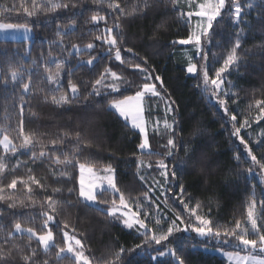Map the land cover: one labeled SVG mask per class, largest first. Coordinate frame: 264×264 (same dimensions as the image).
<instances>
[{
	"label": "trees",
	"instance_id": "obj_1",
	"mask_svg": "<svg viewBox=\"0 0 264 264\" xmlns=\"http://www.w3.org/2000/svg\"><path fill=\"white\" fill-rule=\"evenodd\" d=\"M242 1L243 13L237 23L241 34L233 23L234 17L224 11L214 22L210 43L206 42L207 61L199 55L197 72L190 74L178 41L187 38L191 25L172 0H148L147 8H143V0H100L99 3L59 0L69 7L51 11L47 10L45 0H38L42 6L32 16L21 7L31 9V0H0V22L26 25L34 32L30 40L0 39V139L7 134L17 147L13 154L0 146V158L6 165L0 173V186H6L13 178L27 180L29 176L43 185V188L30 185L31 199L22 184L16 189L5 187L4 195H12L13 200L0 201V249L5 253L0 264H24L22 257L31 255V249L36 250V264H44L46 260L49 264H74L70 254H64L62 259L56 257L58 247H64L61 229L82 241L92 264L108 260L114 264H178L171 255H157L165 248L177 250L185 264H227L223 257L200 247L209 242L182 229L173 232L160 245L154 241L145 243L143 231L136 227L129 229L120 219L107 215L114 199L118 205V194L103 191L98 193L96 203L84 201L79 197L78 166L68 167L70 177H62L60 171L64 165L53 163L49 157L63 159L64 155H73L74 164L78 161L97 170L110 165L117 187L131 200L133 210L137 201L144 210H150V218L145 219L149 228H157L158 214L162 228L164 223L171 224L176 215L186 217L197 205L200 206L197 212L215 224L234 225L243 214L246 201L258 195L261 181L256 172L264 174L259 165L253 168L251 160L243 156L244 145L233 135L235 128L247 119L250 126L241 131L250 142L253 154L264 163V119L256 120L259 109L255 106L256 100L264 101V0H250L253 6L248 9L246 0ZM109 2L119 3L125 13L136 11L121 15L120 9L108 7ZM94 14L103 15L105 20L92 22ZM117 23L119 28H115ZM105 27L114 29L124 63L115 60V49L109 51L108 45L96 39L105 35ZM237 38L241 45L237 50L238 66L225 72L227 87L231 88L225 114V110L218 109L207 97L203 71L213 75ZM89 43L94 48L85 50ZM73 45L81 51L72 52ZM90 58H94L91 66L86 63ZM57 62L61 63L60 77L57 82L49 83L47 77L57 72ZM135 64H140L146 73L130 67ZM105 68L122 75L133 86L125 83L119 92L102 89L99 96L91 94L93 82ZM13 71L17 73L15 81L11 77ZM145 74H151L153 79L148 82L154 81L159 93L169 101L172 113H168L167 119L173 121L170 133L160 130L157 134L154 129L148 133V151L138 147L139 131L108 107L112 99L133 95L144 83ZM157 75L162 84L155 81ZM69 81L78 87L75 98L69 90ZM24 83L30 84L28 91L24 90ZM64 94L69 97L68 103L51 102L52 95ZM159 108L156 112L161 116ZM232 115L236 116L235 122ZM21 121L25 134L31 135L34 141L27 149L20 147ZM169 138L175 144L171 156L167 155L169 148L166 147ZM53 140L62 142L52 145ZM41 151L47 156L33 162V153L39 157ZM159 160L167 165L169 175L163 196L150 191L148 180L152 172L145 165L150 162L155 167ZM174 193L178 194L175 199ZM46 196L60 201L55 213L44 203ZM181 198L188 204L187 209ZM21 200L31 206H20ZM13 201H17V206L9 208ZM43 211H49L55 221L50 224L54 243L47 253L35 238L30 241L27 234L14 232V224L19 222L42 234L46 231L42 229ZM141 218H144L142 214ZM9 232L13 233L12 237L7 236ZM137 245L141 247L136 248ZM121 248L125 250L122 258L115 260V253ZM8 249L13 251L7 254Z\"/></svg>",
	"mask_w": 264,
	"mask_h": 264
},
{
	"label": "snow or ice",
	"instance_id": "obj_2",
	"mask_svg": "<svg viewBox=\"0 0 264 264\" xmlns=\"http://www.w3.org/2000/svg\"><path fill=\"white\" fill-rule=\"evenodd\" d=\"M47 4V10H55L58 8H68V4H62L59 0H45ZM95 2L99 3L100 0H95ZM178 0H172V3L177 4ZM189 8L191 10L182 13V16H186L190 21L192 17H197L198 20L194 26L191 27L189 34L186 39H181L178 41L181 45H193L195 48V52L197 55H202V58L207 61L208 52L206 51V42L210 43L212 39V31L214 30V22L217 21L218 17L222 16V10L225 9L226 0H187ZM32 7L29 9L24 5L23 11L29 15H35L37 9H39L42 5L38 3V0H31ZM253 5L249 4V8ZM108 7L112 9H120L121 15H132L136 9L133 10L132 13H125L122 8H120L119 3L109 2ZM148 7V0H143V8ZM143 8L139 10H143ZM7 11V9H6ZM242 8L236 3V0H232V8L229 10L228 14L234 17V23H238L241 18ZM92 22H98L105 20L103 15L94 14L91 16ZM120 25L117 23L115 28H119ZM7 31H24L27 33L29 31L28 28L15 25L11 23H0V32ZM113 28L105 27L103 36H97V40H102L104 44L108 45L109 51L115 49V60L124 63L121 58L120 49L117 47L118 40L116 36L113 35ZM240 40L237 38L235 46L232 47L231 51L228 53L226 58L223 61V65L216 69L215 78L210 80L209 74L207 70L203 71V82L205 85V90H207V86L210 80L211 85L213 86V95L217 97L218 103L221 107L225 109V114L228 113V109L226 107V101L224 99L219 98V94L223 92L225 96L229 95V93L224 92L223 83L224 76L223 74L228 71L230 68L238 66L239 57L237 55V50L240 48ZM94 48V44L89 43L86 46L85 50H91ZM81 50L77 48L76 45H73L72 52L79 53ZM131 52V49H128ZM72 52L69 54L71 55ZM94 58H90L86 63L91 66L93 64ZM61 63L57 62V72L54 74H49L47 77L49 83H54L58 81L60 77V69ZM130 67H134L139 69L142 73H146V70L141 67L140 64L130 65ZM203 69L204 66L202 65ZM188 73L197 72V65L191 62V58H189V64L187 67ZM12 80L15 81L17 79V73L13 71L11 73ZM111 80V82L106 83V80ZM153 77L151 74H145L143 76L144 83L138 87V90L134 93V95L124 96L122 99H113L109 103V107L114 109L116 113L125 121L131 123L133 129H138L141 142L138 147L143 151L149 148L147 132H146V123L143 118L144 112V101L145 98L149 95L151 96H160V93L157 91V88L154 83H149ZM155 81H161L160 76H155ZM127 83L129 87L133 86L130 82L126 81L122 75H118L115 71H112L110 68H105L104 72L100 74V78L96 79L92 84V93L97 96L101 95V87L104 89H110L111 92H119L120 85ZM162 84V81H161ZM23 88L25 91H28L30 88L29 83H24ZM69 90L72 93V97L75 98L78 93V87L76 84L69 81ZM107 94V93H106ZM163 99V97H161ZM51 102L53 104H66L69 102V97L67 95H60L57 97L56 95L51 96ZM255 106L259 109V115L256 116V120L259 121L264 119V101L256 100ZM166 111L171 112L172 109L169 104L166 103ZM231 119L233 122L236 121V116L232 115ZM249 125V121L245 119V121L240 125V127L235 128L233 135L239 138L241 128H244ZM164 129L165 131H171L172 125L164 121ZM154 131L159 133V122H157V126L154 128ZM19 137L22 139V143L20 145L21 148L27 149L29 146L33 145L34 141L31 135L25 134L23 129V121H21V125L19 128ZM62 141L53 140L51 141L52 145H56L61 143ZM240 143L244 145L245 152L247 156L251 158L253 164H258L260 166V170L264 171V163L257 159L255 155H253L252 149L249 145L244 141V139H240ZM0 146L3 147L4 151L7 153L11 151L13 154L17 152V147L13 144V141L9 138L7 134L0 139ZM169 151L167 152L168 156H171L173 153L171 148L175 147L174 140L169 138L167 141V146ZM47 156V153L41 151L39 153V157L35 153H33L31 159L35 162L37 159H43ZM52 159L55 164L64 165V169L60 171V176L62 177H70V173L67 171V168L70 166H78L80 171L79 177V197L82 198L86 202L96 203L97 195L103 191H111L115 196L118 194V205L117 201L114 199L112 201V207L108 209L107 215L110 217H116L120 219L121 222L129 229L138 225V229H143L144 231L141 233L145 236V243L155 242V244L160 245L163 241L169 240V237L173 234V232L181 231V229L176 224V221H180V223H184L183 218L180 215H176L175 219L171 222L166 232L163 231L159 226L161 225V216L158 214L155 218V224L157 225L156 229L149 228L148 224L145 222L146 218H150V210H144L142 208L141 202H135V210H133V204L129 198L125 196L123 192L117 187L114 178V169L108 165L101 170L95 169L93 165L75 162V157L73 155H64V158L61 159L60 156H52L49 157ZM239 159V157H237ZM141 165H138L140 167ZM151 167V165H148ZM19 167V164H17ZM158 167L163 169L162 175L165 177V181L168 179V170L167 165L161 160L158 162ZM6 165L3 162V158H0V173L5 171ZM85 173H87L88 179H85ZM249 173L251 174V169H249ZM175 171L172 172L173 178H175ZM143 179V177H141ZM18 184H22L26 189L29 199H31V195L33 189L30 185H37L43 188V185L37 180L34 176H29L27 180L23 178H13L10 183L6 186H0V201L5 200H13L12 195H8L7 197L4 195L5 187L7 189H16ZM151 190V189H150ZM55 192L60 191V189H54ZM71 192L72 189H69ZM181 192H183V188L181 187ZM255 194L253 193V196ZM148 197V193H145V198ZM19 205L22 207H29L31 205H25L24 201H18ZM33 203H35L33 201ZM44 203L47 208L51 210V213H55L57 211V205L60 201L54 199L52 196H46ZM181 203L184 204V207L187 209L189 206L186 204L181 198ZM17 206V201H13L9 203L8 207L13 208ZM200 206L197 205L194 208H191V214L195 216V220L197 223L195 225L189 224L188 227H191V230L198 234L199 237H211L214 238L218 243H222L225 245H231L233 248L241 249L245 251L247 254L240 255L239 252H227L225 253L228 256L230 261H235L236 264H264V257L253 254L255 252L264 253V220L261 218L264 217V203L260 206V211H257V206L255 200L247 206V217L246 223L241 220H237L234 227L222 226L215 224L210 218H206L202 215H199L197 209ZM125 210V211H122ZM102 211V209H98ZM119 213V216H117ZM141 214L144 218H141ZM41 215L44 217L42 229H46V231H42L38 233L33 228L29 227L27 229L22 228L21 223L16 222L14 224V231L18 234L26 233L28 235L29 240L35 238L39 245L43 248L44 252L47 253L49 248L53 246L54 236L53 231L50 228V224L55 223L54 216L49 213V211H43ZM259 221V223H258ZM64 228H68V225L65 223ZM186 227L184 231H187ZM63 231L64 237V247H58L56 252L57 259H62L64 254H70V258H74V264H92V259L84 252V246L82 241L76 237V235H69L68 231ZM157 231L160 232L159 235L155 234ZM149 233H152L149 235ZM8 237H12L13 233H7ZM255 237V238H250ZM235 241V243L233 242ZM7 242L6 240L4 241ZM30 247V245H29ZM141 245H137L136 248H140ZM13 249H8V253L10 254ZM124 249L121 248L118 252L115 253V260H120L122 258V254L124 253ZM132 252H135L136 249H132ZM171 255L178 264H185L184 260L177 254V250L166 249L165 251L159 252L160 256ZM5 256V253L2 249H0V260H2ZM36 256V250L31 249V255H25L22 257L24 264H36L34 257ZM155 259V257H153ZM44 264H49L46 260ZM103 264H114L113 260L104 261Z\"/></svg>",
	"mask_w": 264,
	"mask_h": 264
},
{
	"label": "rangeland",
	"instance_id": "obj_3",
	"mask_svg": "<svg viewBox=\"0 0 264 264\" xmlns=\"http://www.w3.org/2000/svg\"><path fill=\"white\" fill-rule=\"evenodd\" d=\"M236 3H238L240 6H241V8H242V12H241V14L243 13V7H242V3H243V1L242 0H236ZM249 4H250V0H246V4H245V6H246V9H248L249 8ZM177 5L182 9V11H183V13L184 12H187V11H189V10H191L190 8H189V5H188V3H187V0H178V2H177ZM232 8V0H226V4H225V9L224 10H222V13L225 11V12H229V10ZM245 9V10H246ZM185 17V19L187 20V21H189L188 20V18L186 17V16H184ZM197 20H198V18L197 17H192L191 18V20L189 21V23H190V25H191V27L192 26H194L195 24H196V22H197ZM0 23H2V22H0ZM234 23V22H233ZM232 23V24H233ZM20 26H23V27H26V28H28L29 29V31L27 32V33H25L24 31H7V32H0V39H17V40H19V39H28V40H30L32 37H33V35H34V32H33V30H32V28L31 27H29V26H26V25H20ZM236 27L238 28L237 30H238V34L240 35L241 34V32H240V26H239V24H237L236 23ZM178 45H179V51H180V54L186 59V63H187V65H186V67H188V64H189V58H191V62L192 63H195L196 65H197V68H198V61H199V55H197L196 54V52H195V48L193 47V45H191V44H189V45H181V44H179L178 43ZM195 58V59H194ZM223 65V64H222ZM221 65V66H222ZM220 66V67H221ZM196 73V72H195ZM195 73H190V74H195ZM223 76H224V83H223V90H224V92H227V93H229L230 94V92H231V88H228L227 87V79H226V75H225V73L223 74ZM210 77V80L212 79V78H215V73L213 74V75H210L209 76ZM210 80H209V83H208V86H207V90H205V85H203V89H204V91H205V93H206V95H207V97L209 98V100L212 102V103H214V105L218 108V109H220V110H225L223 107H221L220 106V104L218 103V100H217V97L216 96H214L213 95V86L211 85V83H210ZM106 83H109V82H111V80H110V78H109V80H106L105 81ZM154 81H152V82H149V83H153ZM158 82V81H157ZM155 84V83H154ZM122 85V84H121ZM120 85V86H121ZM155 86H156V88H157V85L155 84ZM121 88V87H120ZM102 89H104L103 87H101V90ZM157 91L159 92V90H158V88H157ZM64 95H66V94H64ZM134 95V94H133ZM127 96V95H126ZM124 97V96H123ZM123 97H121V98H118V99H122ZM161 97H163L162 96V94H160V96H151V95H149V96H147L146 98H145V101H144V112H143V118H144V121H145V123H146V132H147V138H148V133L150 132V131H153V129L157 126V122H159V131L161 130V132H164L165 133V129H164V121L165 120H167V122L169 123V124H171L172 125V127H173V121H171V120H168L167 119V115H168V113H172V111L171 112H167L166 111V103L167 104H169V101H167V99L165 98V97H163V99L161 98ZM227 97H228V95L227 96H225L224 94H223V92H221L220 94H219V98H221V99H224L225 101H226V103H227ZM113 100V99H112ZM111 101V100H110ZM110 101L108 102V107H109V103H110ZM156 105V106H155ZM158 105L160 106V108L158 107ZM170 105V104H169ZM171 107V106H170ZM110 108V107H109ZM156 108H159L160 109V113H161V116H158V114L159 113H157L156 112ZM111 109V108H110ZM150 109L152 110V111H150ZM112 110H114V109H112ZM115 111V110H114ZM147 111H149V114H152V113H154L155 114V116L154 117H151L149 114H147ZM118 114V113H117ZM124 119V118H123ZM125 120V119H124ZM126 122H128V121H126ZM130 125H131V123L130 122H128ZM238 127H240V125L238 126ZM237 127V128H238ZM173 129V128H172ZM242 129V128H241ZM138 130V129H137ZM139 131V130H138ZM167 133H170V132H172V130L171 131H166ZM248 132V131H247ZM158 134V133H157ZM248 134V133H247ZM248 137L251 139V136L250 135H248ZM238 138V137H237ZM244 139V141L250 146V142L249 141H247V139L244 137V133H242V131L240 130V136H239V141H240V139ZM252 140V139H251ZM256 141H258V140H256ZM255 141V142H256ZM254 142V143H255ZM150 149V147L148 148V149H145L144 151H148ZM245 150V149H244ZM254 155V154H253ZM243 156L244 157H247V158H249L250 160H251V158L250 157H248L247 156V153L245 152L244 154H243ZM160 161V160H159ZM158 161V162H159ZM251 162V164H252V166H253V168H255V167H257L258 166V164H253V162H252V160L250 161ZM146 165V167L147 168H149L150 169V171L152 172V174L151 175H149V180H148V183H149V185H150V191L152 192V193H158L159 192V194L161 195V196H163L164 194H165V191H166V186H167V183H168V181H169V175H168V179H167V181H165V177L162 175V172L164 171L163 169H161V168H159L158 167V165H156L155 167H149L148 165H151V163L149 162V163H146L145 164ZM257 174H258V176H259V179H260V181H261V185H260V188H259V190H258V195H257V197H253V198H249L247 201H246V203H245V206H244V209H243V214L242 215H239V219L238 220H241L242 222H244V223H246V217H247V206H248V204L249 203H251L253 200H255V202H256V206H257V211L259 212L260 211V206H261V204L262 203H264V174L263 173H258V172H256ZM156 174V175H155ZM79 177H80V175H79ZM85 179L87 180L88 179V176H87V173H85ZM150 181V182H149ZM178 193H179V191H178ZM177 195L178 194H173L172 195V197L175 199L176 197H177ZM159 201L160 202H162V198L160 197L159 198ZM88 203H90V202H88ZM163 203H165V202H163ZM167 208H169V206L167 205ZM122 211H125V210H123L122 209ZM188 215L186 216V217H182L183 218V220H184V223H180V221H176V224L178 225V227L180 228V229H182V230H184L186 227L188 228V230L187 231H185V233H187V234H191V235H193L194 237H196V238H199V239H203V240H205V241H207V242H209V243H205V244H202V245H200V247L203 249V250H205V251H207V252H211V253H214V254H217V255H219V256H221V257H223L224 259H225V261H226V263L227 264H236V262L235 261H230L229 259H228V256L225 254V253H227V252H233V253H235V252H239V254L240 255H245V254H247L245 251H243L242 250V248L241 249H236V248H233L231 245H225V244H222V243H218L214 238H211V237H204V238H202V237H199L198 236V234L197 233H195V232H193L192 230H191V227H188V225L189 224H191V225H195L196 223H197V221L195 220V216H193L192 214H191V210H189L188 211ZM199 214V213H198ZM199 215H202V214H199ZM202 216H204V217H206L205 215H202ZM207 218V217H206ZM209 218V217H208ZM262 220H264V217H262L261 218ZM164 223V222H163ZM236 223V222H235ZM235 223H234V225H231L230 227H234L235 226ZM258 223H259V221H258ZM170 225V224H169ZM169 225H166L165 223H164V227H162L161 229L163 230V231H165L166 232V230H167V228L169 227ZM136 228H138V225L137 226H135ZM182 227V228H181ZM22 228H24V229H27V228H29V227H24V226H22ZM154 229V228H153ZM139 231H144L143 229H139ZM15 232V231H14ZM26 234V233H25ZM152 234V233H151ZM155 234H157V235H159L160 234V232L159 231H157ZM69 235H70V233H69ZM250 238H255V237H250ZM234 243H235V241H233ZM215 243H218V244H215ZM204 245V246H203ZM166 249H171V248H165V250ZM164 250V251H165ZM253 254H256V255H259V256H261V257H264V253H259L258 251L257 252H255V253H253ZM157 255H159V253L157 254ZM160 256V255H159ZM175 260V259H174ZM176 261V260H175Z\"/></svg>",
	"mask_w": 264,
	"mask_h": 264
}]
</instances>
